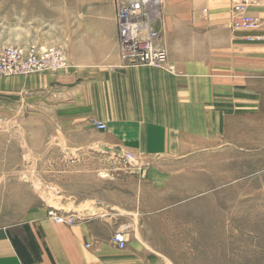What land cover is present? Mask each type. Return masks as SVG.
Listing matches in <instances>:
<instances>
[{"label":"crops","instance_id":"crops-1","mask_svg":"<svg viewBox=\"0 0 264 264\" xmlns=\"http://www.w3.org/2000/svg\"><path fill=\"white\" fill-rule=\"evenodd\" d=\"M119 1L22 0L31 29L40 31L32 42L61 47L69 67L2 82L0 103L15 104L30 93V101L45 110L47 125L58 131L56 141L77 145L79 164L95 159L78 172L110 176L103 184L96 176L101 183L85 194L54 200L60 214L76 218L72 225L48 216L53 205L47 194L24 220L0 226V264H184L176 256L181 247L146 244L148 216L189 201L209 230L216 152L264 156V40L246 39L264 35V0L250 8L260 20L252 32L232 27L231 0H165L159 43L175 73L125 63L118 43ZM103 157L124 164L104 167L97 162ZM182 159L191 160L196 191L187 198L182 185L168 193L181 172L171 162ZM117 232L126 239L122 249L112 240Z\"/></svg>","mask_w":264,"mask_h":264},{"label":"rangeland","instance_id":"rangeland-1","mask_svg":"<svg viewBox=\"0 0 264 264\" xmlns=\"http://www.w3.org/2000/svg\"><path fill=\"white\" fill-rule=\"evenodd\" d=\"M27 9L22 0H0V54L8 45L34 43L40 31L31 29ZM44 73L55 72L0 74V84ZM29 94L19 95L12 105L0 103V226L24 220L47 194L48 202L57 208L54 200L62 199L63 194H85L110 176L78 172L79 166H92L95 159L86 157L79 164L78 146L68 143L64 146L56 141L54 135L58 131L47 125L45 110L31 102ZM261 155V151L252 150L216 152L213 189L208 196L214 204L213 227L210 224L209 230L203 227L201 217H196L186 201L179 208L148 216L143 223L146 244L181 247L182 253L176 256L184 264H264V156ZM98 160L103 161L104 167L124 164L123 159L117 158ZM171 165L181 172L177 173L176 181L172 180L168 193L180 185L184 198L196 192L191 188L194 180L191 160L182 159ZM96 176L101 181L97 184Z\"/></svg>","mask_w":264,"mask_h":264},{"label":"built area","instance_id":"built-area-1","mask_svg":"<svg viewBox=\"0 0 264 264\" xmlns=\"http://www.w3.org/2000/svg\"><path fill=\"white\" fill-rule=\"evenodd\" d=\"M165 0H120L117 5L118 43L122 59L129 66H152L175 73L168 53L159 43L160 31L157 22L162 16ZM263 0H231L233 22L237 31L252 32L260 27V20L250 14V8L261 5ZM248 41L264 40V35H247ZM69 67L67 56L59 46H42L36 43L8 45L0 54V74L4 76L58 72ZM105 129L106 124L97 123ZM134 157L127 153V160ZM47 214L57 223L72 225L76 218L60 214L49 207ZM121 249L126 246L122 232L112 237Z\"/></svg>","mask_w":264,"mask_h":264},{"label":"trees","instance_id":"trees-1","mask_svg":"<svg viewBox=\"0 0 264 264\" xmlns=\"http://www.w3.org/2000/svg\"><path fill=\"white\" fill-rule=\"evenodd\" d=\"M13 243H14L15 247L18 249V253L21 254V251L19 250L18 243L15 240H13Z\"/></svg>","mask_w":264,"mask_h":264},{"label":"bare ground","instance_id":"bare-ground-1","mask_svg":"<svg viewBox=\"0 0 264 264\" xmlns=\"http://www.w3.org/2000/svg\"><path fill=\"white\" fill-rule=\"evenodd\" d=\"M60 224H62V223H60Z\"/></svg>","mask_w":264,"mask_h":264}]
</instances>
